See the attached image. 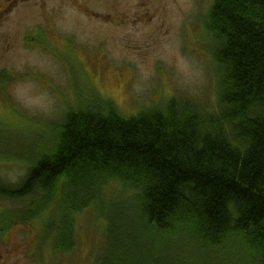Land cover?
<instances>
[{
  "label": "trees",
  "instance_id": "16d2710c",
  "mask_svg": "<svg viewBox=\"0 0 264 264\" xmlns=\"http://www.w3.org/2000/svg\"><path fill=\"white\" fill-rule=\"evenodd\" d=\"M204 22L220 75L216 110L175 96L125 117L111 100L84 101L24 154L22 182H0L1 196H35L0 223H41L57 202L61 222L44 221L42 238L56 235L54 254L69 253L73 214L116 180L133 192L135 216L111 224L102 264H264V0H214ZM10 80L0 72L3 89Z\"/></svg>",
  "mask_w": 264,
  "mask_h": 264
},
{
  "label": "rangeland",
  "instance_id": "374dc122",
  "mask_svg": "<svg viewBox=\"0 0 264 264\" xmlns=\"http://www.w3.org/2000/svg\"><path fill=\"white\" fill-rule=\"evenodd\" d=\"M213 2L21 1L0 28V72L11 77L4 89L0 83V182H22L27 173L24 154L34 151L38 142L47 144L53 124L84 101L111 100L125 117L175 96L201 111L216 110L220 75L204 22ZM133 198L120 182H108L103 197L73 214L69 253L54 254L56 235L42 238L44 221L61 222V214L52 212L57 202L43 207L44 221L31 223L28 230L16 223L5 238L25 249L28 234L35 233V254L42 238L45 250L35 264H102L111 224L135 216ZM33 201L35 196L15 200L0 195V215L22 212ZM192 255L185 250L187 260L195 258Z\"/></svg>",
  "mask_w": 264,
  "mask_h": 264
},
{
  "label": "flooded vegetation",
  "instance_id": "af4514ba",
  "mask_svg": "<svg viewBox=\"0 0 264 264\" xmlns=\"http://www.w3.org/2000/svg\"><path fill=\"white\" fill-rule=\"evenodd\" d=\"M21 1L24 2L25 0H0V28L8 23L11 19L12 12L16 10ZM31 223L35 225V220L20 223V225H25V229L28 230L27 228ZM13 227L6 228L0 224V236L2 238V244L0 245V264H21L22 259H27L26 264H35V259L37 258L35 254V233L33 236L28 234L29 239L24 249L22 246H16L13 242L9 243L5 238V232Z\"/></svg>",
  "mask_w": 264,
  "mask_h": 264
}]
</instances>
